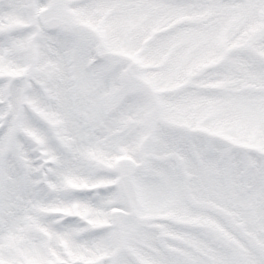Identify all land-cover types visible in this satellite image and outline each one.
I'll use <instances>...</instances> for the list:
<instances>
[{"label":"snow or ice","instance_id":"1","mask_svg":"<svg viewBox=\"0 0 264 264\" xmlns=\"http://www.w3.org/2000/svg\"><path fill=\"white\" fill-rule=\"evenodd\" d=\"M0 264H264V0H0Z\"/></svg>","mask_w":264,"mask_h":264}]
</instances>
